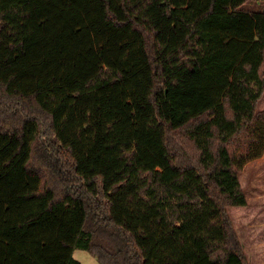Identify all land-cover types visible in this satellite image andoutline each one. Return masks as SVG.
I'll use <instances>...</instances> for the list:
<instances>
[{
  "label": "trees",
  "instance_id": "obj_1",
  "mask_svg": "<svg viewBox=\"0 0 264 264\" xmlns=\"http://www.w3.org/2000/svg\"><path fill=\"white\" fill-rule=\"evenodd\" d=\"M264 0H0V264H247L228 208L264 152Z\"/></svg>",
  "mask_w": 264,
  "mask_h": 264
},
{
  "label": "rangeland",
  "instance_id": "obj_2",
  "mask_svg": "<svg viewBox=\"0 0 264 264\" xmlns=\"http://www.w3.org/2000/svg\"><path fill=\"white\" fill-rule=\"evenodd\" d=\"M244 7L263 9L264 3L249 1ZM256 109L264 110V92ZM238 178L247 204L229 207L228 212L247 264H264V152L247 162ZM73 257L81 264H99L86 250L75 249Z\"/></svg>",
  "mask_w": 264,
  "mask_h": 264
}]
</instances>
